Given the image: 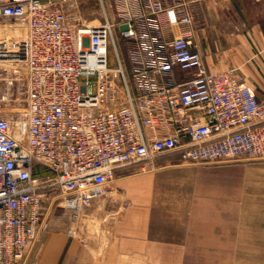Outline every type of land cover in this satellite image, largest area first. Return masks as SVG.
<instances>
[{
	"label": "built area",
	"instance_id": "1",
	"mask_svg": "<svg viewBox=\"0 0 264 264\" xmlns=\"http://www.w3.org/2000/svg\"><path fill=\"white\" fill-rule=\"evenodd\" d=\"M114 1L118 19L101 0L103 23L73 27L53 0H0V264L25 258L57 198L76 218L120 168L264 158V97L210 72L192 37L167 38L162 3Z\"/></svg>",
	"mask_w": 264,
	"mask_h": 264
},
{
	"label": "crops",
	"instance_id": "2",
	"mask_svg": "<svg viewBox=\"0 0 264 264\" xmlns=\"http://www.w3.org/2000/svg\"><path fill=\"white\" fill-rule=\"evenodd\" d=\"M65 1L53 3L66 10ZM135 1V14L148 6V0ZM154 1L166 8L159 16L167 38L192 37L210 72L231 71L264 97V0ZM186 14L191 23L181 21ZM176 74L181 82L189 71ZM170 161L179 156L160 157L146 172L117 170L123 201L107 202L116 217L102 235L82 229L83 212L73 234L50 221L19 264H264V179L243 177L235 165Z\"/></svg>",
	"mask_w": 264,
	"mask_h": 264
},
{
	"label": "rangeland",
	"instance_id": "3",
	"mask_svg": "<svg viewBox=\"0 0 264 264\" xmlns=\"http://www.w3.org/2000/svg\"><path fill=\"white\" fill-rule=\"evenodd\" d=\"M66 11L69 16L70 24L73 27H78L80 25H99L103 23L105 19L104 9L101 3V0H67ZM104 3L107 7V11L109 16L118 19V13L116 11V6L118 5L117 1L114 0H104ZM112 9L116 14H112ZM117 43L120 51L121 58L124 63L128 65V58L126 54V49L124 45V40L117 38ZM115 52L113 49L110 51V60L111 63L114 64L116 61ZM19 99L14 103V112L15 114H19L22 111V100ZM177 155L176 153L174 156ZM167 164H181V165H197V166H208V165H235L239 166L242 169V176L249 177V175L257 174L259 177L264 179V158H255V159H246L240 158L238 160L225 161V162H217V163H209V164H191L189 162L183 161H170ZM129 167V166H127ZM138 167V166H136ZM154 165L147 166L145 170H135L132 173H139L143 171H149L153 168ZM154 169V168H153ZM256 171V172H255ZM122 175H118L117 178ZM113 186L114 192L106 191L105 195H103L100 199L95 201L90 207L84 208L79 215L74 218L73 214L66 208L62 207L61 201L57 198L56 203L51 208L49 215V225L50 221L54 223H58L59 225L65 224L69 226V233L73 231V227L76 221L79 220L80 214H82L83 223L82 229L88 234L93 233L94 235H102L106 231L107 222H112V220L116 217L115 213L111 214L105 207L107 206V202H113L114 204L122 205V197L119 192L116 190L117 183L113 181L110 183ZM55 195H58V189L52 191ZM109 202V203H110ZM108 203V204H109ZM110 212V213H109Z\"/></svg>",
	"mask_w": 264,
	"mask_h": 264
},
{
	"label": "water",
	"instance_id": "4",
	"mask_svg": "<svg viewBox=\"0 0 264 264\" xmlns=\"http://www.w3.org/2000/svg\"><path fill=\"white\" fill-rule=\"evenodd\" d=\"M127 28H128V26L126 24H123V25L120 26L121 30H124V29H127Z\"/></svg>",
	"mask_w": 264,
	"mask_h": 264
},
{
	"label": "bare ground",
	"instance_id": "5",
	"mask_svg": "<svg viewBox=\"0 0 264 264\" xmlns=\"http://www.w3.org/2000/svg\"><path fill=\"white\" fill-rule=\"evenodd\" d=\"M118 44V43H117ZM115 57V56H114ZM21 112V111H20ZM146 172V171H145Z\"/></svg>",
	"mask_w": 264,
	"mask_h": 264
}]
</instances>
